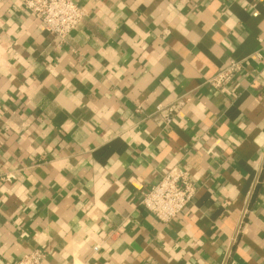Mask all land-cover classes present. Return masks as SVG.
<instances>
[{"label":"crops","instance_id":"1","mask_svg":"<svg viewBox=\"0 0 264 264\" xmlns=\"http://www.w3.org/2000/svg\"><path fill=\"white\" fill-rule=\"evenodd\" d=\"M73 1L62 43L0 0V264H264V0ZM176 168L165 224L140 194Z\"/></svg>","mask_w":264,"mask_h":264},{"label":"built area","instance_id":"2","mask_svg":"<svg viewBox=\"0 0 264 264\" xmlns=\"http://www.w3.org/2000/svg\"><path fill=\"white\" fill-rule=\"evenodd\" d=\"M26 12L39 20L45 31L57 37L62 43L75 31L86 18V13L73 0H19ZM241 64L231 62L219 71L208 84L216 91L226 90L240 76ZM189 100H180L174 107L160 112L179 111L186 107ZM171 119H167L169 123ZM197 188L189 172L176 168L165 175L151 189L141 192V205L160 222L169 224L194 199ZM98 249L95 248V251ZM47 253L35 250L24 255L15 264H43ZM85 264H91L89 262Z\"/></svg>","mask_w":264,"mask_h":264}]
</instances>
